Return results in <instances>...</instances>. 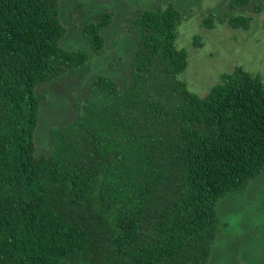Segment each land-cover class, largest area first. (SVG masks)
<instances>
[{
	"label": "trees",
	"instance_id": "trees-1",
	"mask_svg": "<svg viewBox=\"0 0 264 264\" xmlns=\"http://www.w3.org/2000/svg\"><path fill=\"white\" fill-rule=\"evenodd\" d=\"M177 2L124 18L129 83L97 75L38 154L36 88L81 75L90 56L60 45L59 0H0V264L208 263L217 205L264 172V77L235 66L206 96L188 91ZM249 3L229 0L201 26L248 31L253 18L235 12ZM114 17L82 26L94 53Z\"/></svg>",
	"mask_w": 264,
	"mask_h": 264
},
{
	"label": "rangeland",
	"instance_id": "rangeland-1",
	"mask_svg": "<svg viewBox=\"0 0 264 264\" xmlns=\"http://www.w3.org/2000/svg\"><path fill=\"white\" fill-rule=\"evenodd\" d=\"M228 1L178 0L176 4L182 14L176 28V45L188 55V66L179 80L199 97L206 96L220 82L221 73H230L235 66L264 77V0H250L248 6L235 12L253 18L248 31L231 29L224 23H216L212 30L201 26L210 11L223 16ZM159 2L166 5L168 0H59L61 22L66 28L60 45L67 50H85L90 58L81 75L68 74L36 88L37 95H44L40 129L34 136L38 154L49 153V128L63 126L75 118L74 102L86 99L97 75H106L121 87L129 83L128 58L134 41L120 26L125 17L155 8ZM252 3L260 4L261 10L256 12ZM106 11H113L115 17L113 25L104 31L103 53L96 54L81 29L99 20ZM197 36L200 47L194 45ZM249 186L244 197L230 196L217 205L220 232L207 264H264V172Z\"/></svg>",
	"mask_w": 264,
	"mask_h": 264
}]
</instances>
